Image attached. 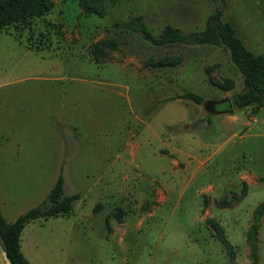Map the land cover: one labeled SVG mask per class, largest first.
Returning a JSON list of instances; mask_svg holds the SVG:
<instances>
[{
    "label": "rangeland",
    "instance_id": "1",
    "mask_svg": "<svg viewBox=\"0 0 264 264\" xmlns=\"http://www.w3.org/2000/svg\"><path fill=\"white\" fill-rule=\"evenodd\" d=\"M52 1L0 30V107L31 113L34 179L60 172L79 193L73 212L30 225L34 264H264V213L246 238L264 198V105L229 106L243 83L223 47L139 31L198 30L220 9L264 55V0ZM184 89L212 107L174 97Z\"/></svg>",
    "mask_w": 264,
    "mask_h": 264
},
{
    "label": "trees",
    "instance_id": "2",
    "mask_svg": "<svg viewBox=\"0 0 264 264\" xmlns=\"http://www.w3.org/2000/svg\"><path fill=\"white\" fill-rule=\"evenodd\" d=\"M84 11L98 12L90 0H78ZM53 7L52 0H0V30L15 25L32 17L45 15ZM134 18L139 19L140 16ZM142 36L153 44L167 42H182L186 44L207 43L221 46L227 50L228 55L236 69L242 76L243 88L229 97V106L244 108L251 106L257 108L264 105V55L248 49L241 39L235 34L230 22L222 17V11L216 9L207 14L203 26L198 30L182 31L179 27L164 23L160 31L154 35L143 24L139 26ZM108 48L114 47L113 40H104ZM153 64H172L171 60H157ZM208 80L222 88L231 87L230 82L220 83L211 77ZM174 97H181L201 103L204 97L195 91L184 89ZM78 192L64 193L63 177L59 172L44 197L36 204L30 206L13 220L7 221L0 212V240L5 256L10 264H30L29 260L20 249V233L23 226L30 220L56 215H67L72 209L74 199L78 198ZM264 213V198L252 209L253 221L248 225L246 238L254 247L257 219ZM218 236L224 247L231 248L227 238L218 232Z\"/></svg>",
    "mask_w": 264,
    "mask_h": 264
},
{
    "label": "crops",
    "instance_id": "3",
    "mask_svg": "<svg viewBox=\"0 0 264 264\" xmlns=\"http://www.w3.org/2000/svg\"><path fill=\"white\" fill-rule=\"evenodd\" d=\"M28 117L27 123V109L17 117L11 111L0 107V212L7 221L13 220L18 214L40 201L56 177L51 181L45 179L44 182L40 176L34 179V167H36L34 157L38 156L34 155L31 148V113L29 112ZM229 119H235V116L232 115ZM168 135L166 138H169ZM74 205L73 202L72 212ZM47 219L48 217L34 218L21 230L20 249L30 264H34L31 259L32 243H35L34 236L42 233V230L31 228L30 225L35 222L42 223ZM0 264H10L4 254L1 240ZM35 264L38 263L35 262Z\"/></svg>",
    "mask_w": 264,
    "mask_h": 264
},
{
    "label": "water",
    "instance_id": "4",
    "mask_svg": "<svg viewBox=\"0 0 264 264\" xmlns=\"http://www.w3.org/2000/svg\"><path fill=\"white\" fill-rule=\"evenodd\" d=\"M212 102H213V101H210V100L202 101V106H203V107H206V106H207V107H209V106L212 107V104H211ZM213 103H214V102H213ZM228 103L230 104L229 101H228ZM229 110L231 111L232 109L230 108Z\"/></svg>",
    "mask_w": 264,
    "mask_h": 264
}]
</instances>
